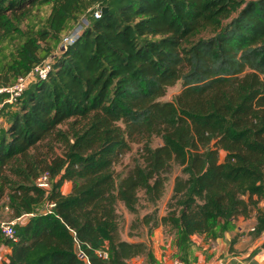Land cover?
Returning a JSON list of instances; mask_svg holds the SVG:
<instances>
[{
  "label": "trees",
  "instance_id": "1",
  "mask_svg": "<svg viewBox=\"0 0 264 264\" xmlns=\"http://www.w3.org/2000/svg\"><path fill=\"white\" fill-rule=\"evenodd\" d=\"M43 3L52 5L44 24L23 29ZM98 3L107 10L97 18ZM86 15L88 25L60 51ZM52 55L48 77L18 102L0 95V208L26 214L14 226L17 240H5L0 225V244L11 247L1 264H87L72 230L91 264L140 255L153 264L147 242L122 237L120 206L137 213L141 192L154 206L141 222L176 232L185 264L195 261L193 235L217 238L239 216L252 217L253 197L264 194V0H0L1 83ZM133 144L137 158L117 173ZM173 163L181 173L159 216ZM44 172L48 189L36 183ZM254 215L253 231L263 234L264 210Z\"/></svg>",
  "mask_w": 264,
  "mask_h": 264
},
{
  "label": "crops",
  "instance_id": "2",
  "mask_svg": "<svg viewBox=\"0 0 264 264\" xmlns=\"http://www.w3.org/2000/svg\"><path fill=\"white\" fill-rule=\"evenodd\" d=\"M72 187L73 182L65 180L61 190L63 193H69ZM166 211H160L159 216L164 215ZM129 215L130 213L127 212V216ZM255 222L254 214L250 218L239 216L235 227L226 231L222 236L215 238L211 234L193 235L196 243L194 264H264V250L259 248L264 239V232L256 236L254 240H250L247 234L238 235L239 231L245 230L248 224L251 225L250 228L253 227ZM144 226L145 233L136 234V229L127 227L125 232L122 231V237L129 241L147 242L154 254L155 261L153 264H169L179 252L176 232H172L169 226L162 223L150 231L147 225L144 224ZM10 252L11 247L9 245L0 244V264L3 260L8 259ZM147 261L146 255H140L131 258L130 264H146Z\"/></svg>",
  "mask_w": 264,
  "mask_h": 264
},
{
  "label": "rangeland",
  "instance_id": "3",
  "mask_svg": "<svg viewBox=\"0 0 264 264\" xmlns=\"http://www.w3.org/2000/svg\"><path fill=\"white\" fill-rule=\"evenodd\" d=\"M51 8H52L51 3H43V4L36 5L33 8L32 13L26 19H24L21 22V27L23 29H26L28 26L35 27V28L42 26L44 24L45 20L47 19L48 15L50 14ZM86 17H88V15H86ZM83 18L80 20L81 24H85V22L83 21ZM42 44L45 45L44 42H42ZM57 45L53 46L54 52L56 51L55 49H57ZM181 87H182V81H179L174 86L169 87L167 89L166 95L162 99L163 100L172 99L180 91ZM2 118H1L2 120L0 119V127H2L5 124V121H4L5 117L3 116ZM62 128H67V125H63ZM160 143H161V139L158 137L154 138L152 141L153 146H156ZM64 147H65V145L63 143L56 142L55 143V153H62ZM46 149H47V147L44 148V150H46ZM137 154H138V145L133 144L132 149L123 157V160L115 166V171L117 173L126 172L130 168V166L133 164L134 159L137 158V156H138ZM223 156H224V152H223ZM180 173H181V167L178 164L173 163L170 178H169V181H168L167 186H166V192H165L164 196L157 202V208H158L159 212L162 210H167V208H166L167 200H168L169 196L172 194L174 178L176 175H178ZM140 194L142 196V199L140 201L139 210L137 213H130V215L127 216L128 211L126 210V208L123 205L120 206V211L124 217V221L122 224V231H124V232H125L127 227H130V228H134L137 230L136 234L145 233V226L141 222V217L147 211L152 210L154 208V206L151 203H147L143 199V192H141ZM5 201H7V200H5ZM2 202H4V201H2ZM2 202L0 204H2ZM252 210H253V214L258 212L259 210H264V194L260 197L259 196L253 197ZM12 219H14L13 218V207L10 204L1 207L0 208V220H12ZM250 226L251 225L248 224L245 227V230L239 231L238 235L241 236V235L247 234V237H250V240H254L255 237L258 235L255 233V231H252L250 229ZM127 231H128V229H127ZM8 239H9L8 237H5V240H8ZM246 241L249 242L248 240H246ZM4 244L7 245L6 243H4ZM146 264H150V263L147 261Z\"/></svg>",
  "mask_w": 264,
  "mask_h": 264
},
{
  "label": "built area",
  "instance_id": "4",
  "mask_svg": "<svg viewBox=\"0 0 264 264\" xmlns=\"http://www.w3.org/2000/svg\"><path fill=\"white\" fill-rule=\"evenodd\" d=\"M102 13H103V6L100 3H98L94 10V16L97 18L101 17ZM83 21L85 22V24H81V22H79L73 30H71L69 33L63 36L59 46L60 51L63 50L67 45L72 44L77 39V37L83 31L84 26L88 25L89 16L88 17L85 16L83 18ZM53 57L54 55L38 63L28 73L17 77V79L12 83L3 84L1 83L0 80V95L3 97L4 101L9 103L18 102L19 98L21 97L23 92L27 89V87L32 81H36L38 79H46L52 67ZM36 183L39 186L48 189L50 187L49 173L48 172L42 173L37 178ZM54 204L55 203H51L50 206H53ZM25 215H22L21 217L18 218H14L12 220H0L1 229L5 237H8L9 239L12 240H17L14 226ZM250 229L253 231L255 230V227L253 226ZM72 233L74 236L76 253L80 258L84 259L87 262V264H91L89 260V256L87 255L86 251L82 248L81 241L78 238L76 231L72 230ZM96 253L98 254V256L102 258H108L110 256L109 251L105 248L97 249ZM169 264H185V263L179 256H174Z\"/></svg>",
  "mask_w": 264,
  "mask_h": 264
},
{
  "label": "water",
  "instance_id": "5",
  "mask_svg": "<svg viewBox=\"0 0 264 264\" xmlns=\"http://www.w3.org/2000/svg\"><path fill=\"white\" fill-rule=\"evenodd\" d=\"M107 8H103V12H106Z\"/></svg>",
  "mask_w": 264,
  "mask_h": 264
}]
</instances>
